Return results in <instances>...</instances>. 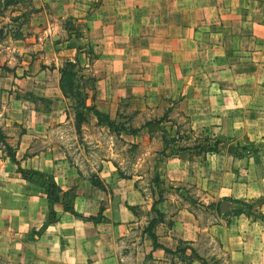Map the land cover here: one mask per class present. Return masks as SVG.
<instances>
[{"label": "crops", "instance_id": "obj_1", "mask_svg": "<svg viewBox=\"0 0 264 264\" xmlns=\"http://www.w3.org/2000/svg\"><path fill=\"white\" fill-rule=\"evenodd\" d=\"M87 1L42 0L54 11L84 16L89 32L96 37H90L92 42L103 51L99 58L109 63L96 82L131 74L124 55L133 50L129 46H135L139 14L147 12L149 30L158 34L154 39L163 45L162 62L150 61L154 66L148 75L164 78V92L201 95L210 122L199 123L203 129L209 123L218 125L213 126L218 137L244 134L251 138L264 130V0H143L146 6L140 0H101L92 9ZM17 41L0 37V127L17 159H11L0 146V244L5 243L7 250L17 252L28 264H187L175 250L181 242L200 243L203 231L197 213L188 206L187 193L172 186L168 195L159 186L145 192L137 186V178L122 175L104 159L96 173L83 174L60 144L49 140L52 114L64 97L59 70L34 66L29 72L27 65H17L20 61L11 52ZM111 53H115L114 59ZM12 64L14 68H8ZM15 88L46 99L48 106L44 109L16 96ZM241 93L243 100L237 99ZM230 107L234 112L225 111ZM239 110L242 121L236 116ZM187 114L193 129L194 116ZM55 119L59 126L61 119ZM12 123L19 126L17 132L12 131ZM192 150L166 156L160 179L165 176L167 181L193 186L211 202L264 196V151L243 160L224 151L201 158L189 153ZM184 153L189 157L181 155ZM19 163L52 175L62 189L60 200L53 203L55 216L48 221L46 192L38 183H33L39 187L37 191L29 190L31 181L18 171ZM69 189L75 213L63 207V192ZM159 193L162 198L154 209ZM198 201L209 203L204 195ZM137 207L145 208V214H138ZM156 210L161 218L152 230L161 246L155 247L146 226L157 217ZM212 211L217 220L204 231L224 254L217 264H264L263 223L245 212L223 216ZM261 212L264 215V200ZM33 230L38 232L30 234ZM192 254L186 247L183 255ZM198 258L203 264L204 258Z\"/></svg>", "mask_w": 264, "mask_h": 264}, {"label": "rangeland", "instance_id": "obj_2", "mask_svg": "<svg viewBox=\"0 0 264 264\" xmlns=\"http://www.w3.org/2000/svg\"><path fill=\"white\" fill-rule=\"evenodd\" d=\"M99 1L101 0H88V5L91 7L89 9L96 6ZM147 2L149 3V0ZM157 3H159V0H157ZM140 4L144 6L146 3L140 0ZM76 14L54 11L51 5L42 2V0H0V37L12 40L18 39V43L11 45L12 55H15L17 61H20L17 65L20 67L27 65L26 70L31 72L35 70V67L38 69L58 68V70L59 68H66L64 62L67 59L76 62L75 67L68 68L74 71L72 88H68L69 81L63 80L66 95L64 94L62 102L55 108L56 112L52 114L51 123H53L49 124L48 130L49 140L60 144L65 150V155L86 176L96 173L100 160L104 159L116 166L122 175H133L137 178V186L140 189L145 188V192H149L150 189L158 190L155 187L159 186L166 189V195H168L170 186L181 188L187 193L188 206L197 213L203 231L201 232L200 243L198 242L192 246L189 243L181 242L178 246H192L195 252L206 260L207 264H217V262L223 261L224 254L220 253L215 242L204 231L207 225L217 220L214 211H212V208L215 209L214 205L217 200L211 202L210 197L203 194L199 189L183 184L181 181H167L165 176L160 179V174L164 175L163 160L166 159V156L172 155L170 148L167 151L168 155L164 156L160 153L164 145L162 134L165 133L166 138L169 139V147L177 145L194 147L196 144H204L203 137L205 136L209 138L208 142L211 144L215 142L214 139H217V151L230 152L234 157L245 160V157L250 158L260 155L262 152L259 153V150L264 151V130L256 135H251V138L249 135L244 134L236 137L229 136L226 138L221 137V135L218 137L217 129L213 128V126L218 125L209 123V127L205 126L207 128L203 129L199 123L202 121L210 122L207 121V118H209L205 114L207 109H203L205 99H202L201 95L164 92V78L154 73L152 76L148 75L150 68L154 66L153 61L161 64L163 45L154 39L158 34H151L149 30L150 14L147 12L139 14L141 19L135 26L138 32L136 37L140 38L137 37L133 42L135 46H129L133 50L124 55L125 62H127V57L130 64L131 70L128 73L131 74L122 78H117L116 75L114 77L109 76L110 79L105 78L101 83L96 82L101 74L107 71L109 63H107V60L99 58L103 51L99 46H95L99 45L98 43L94 44V41L92 42V39L96 40V37L89 32L84 16ZM152 32L154 31L152 30ZM20 50L22 53H19ZM148 50H155L156 52L151 54L148 53ZM23 53H26V56H21ZM148 55L151 56L147 58ZM111 57L114 59L115 53H111ZM112 62L110 67L114 69L115 61ZM8 68L13 69V64ZM26 70H24V73ZM96 84L99 86L98 91H95L97 89ZM108 85L110 88L112 85L113 88L107 89ZM14 91L16 96L33 100L44 109L49 104L46 99L28 94V92L18 88H15ZM85 93L86 97L84 96ZM239 97L243 100L242 93L237 95V99ZM83 100L86 101V104L95 105L102 112L109 114L115 122L123 124L126 128H138L137 133L131 134L123 130L118 132L113 128H109L105 123H98L95 116L83 108ZM1 103L2 99L0 97V105ZM0 110L3 111V108L0 107ZM82 111L85 113V119H80ZM225 111L234 112V109L230 107L229 110ZM187 113L194 116L193 129ZM239 113L236 116L242 121L243 116L240 110ZM186 115L188 118H186ZM197 117H199V121ZM55 118L61 119L59 126H56ZM149 120L152 123L146 124ZM158 120L162 121L157 122ZM11 126L12 131L17 132L19 130L18 125L13 124ZM171 138H174V140H171ZM0 146L5 150L1 142ZM37 146H39V143L34 148H37ZM189 153L195 154L194 150ZM208 153L212 154L213 152H207L206 154L208 155ZM181 155L189 157L188 153L187 155L185 153ZM262 160L264 161L263 157ZM19 166L30 168L25 165L22 166V163H19ZM29 178L25 179L31 181V184L28 185L30 191L39 189L33 183L41 185V183L48 180L41 177L36 171H33ZM52 192L54 194L56 190L53 188ZM63 193L62 203H71L72 189ZM203 195L209 202L203 204L204 206L199 204L198 201V197ZM263 200L264 196L260 199L248 200L252 204L253 210L245 209V213L253 219L260 220L264 225V218H254V215L258 214V210L261 211ZM221 202H226L228 207L233 205L227 199ZM50 207L48 203L47 221L55 216L54 207L53 212H50ZM136 212L143 215L146 210L137 207ZM37 232L33 230L30 234ZM178 251L176 250L177 254L180 257L182 256L187 264L202 263L195 255L185 256L180 249ZM0 255L12 263L28 264L19 258L17 252L7 250V245L2 244V242L0 244Z\"/></svg>", "mask_w": 264, "mask_h": 264}, {"label": "trees", "instance_id": "obj_3", "mask_svg": "<svg viewBox=\"0 0 264 264\" xmlns=\"http://www.w3.org/2000/svg\"><path fill=\"white\" fill-rule=\"evenodd\" d=\"M64 65L68 69L69 67H71V68L75 67L76 62L67 59L64 62ZM66 68H62V69L59 68V71H60V87L63 91V94H65V95H66V91H65V86L63 85V80L66 79L67 81H69L68 88L69 87L72 88V82H73L72 75L74 73V71H72L71 69L65 70ZM84 96L86 97V93L84 94ZM82 105H83V108L85 110L90 111L95 116L98 123H105L109 128H113L114 130H116L118 132L123 130L124 132L135 134L138 131V128H126L123 124H119V123L115 122V120L112 119L109 114L102 112L95 105L86 104L85 100L82 101ZM186 118H188L187 115H186ZM80 119H85V113L83 111L81 112ZM161 121L162 120H158L157 122H161ZM150 123H152L151 120L146 122V124H150ZM77 127H79V126H77ZM5 137L6 136L0 127V142L5 147V152L7 153V155H9L11 157V159H13L14 161H17V159L15 157L14 147L7 143ZM171 140H174V138H171ZM203 140L205 141L204 144H196V146H194V147L177 145V146H173V147H175V148H173L172 146L169 147L170 141H169V139L166 138L165 133H163L162 134V141H163L164 145H163V148L160 150V153L164 156L168 155L166 152V150L168 148L171 149L170 152L173 155L180 153L182 151H185L187 149H193L195 154L201 155V156H205V154L207 152L217 151V143H218L217 139H214L215 142L212 144L210 142H208L209 138L207 136L203 137ZM18 171L22 174V176L24 178H27V179H30L29 175H31V173L33 171H36L37 173H39V175H41V177L48 179L45 183H41V186L44 187L47 198L49 200V205L51 206L50 212H53V206L52 205L54 202L60 200V192L62 191V189L59 187V185L55 182L53 176L50 174H46V173H43L41 171L35 170V169L32 170L31 168H22L20 166L18 167ZM92 180L94 181V177L92 178ZM53 188L56 190V192L54 194L52 192ZM161 198H162V194L159 193L158 199L153 202V205H152L153 208H154V204L158 200H160ZM224 199L231 201L233 203V205H232V207L231 206L228 207V204L225 202L223 204V206L221 207L220 206L221 200L217 201L215 203L214 207H215V209L219 215L228 216V215H234V214H239V213L245 212V209L253 210L252 204L246 199L231 198V197H229V198L224 197ZM199 204L203 205V203H201V202H199ZM63 205H64L63 207L66 210L70 211L71 213H75V210H74L73 205L71 203L63 202ZM206 206H210V205H206ZM156 212H157V217L151 218L149 220L147 226H146V231L149 233V235L153 239V245L155 247L161 246V244L157 242L155 233L152 230L153 225H154L155 221L157 220V218H161V213L158 210H156ZM248 213H250V212H248ZM254 218L263 219L264 216H263L262 212L258 210V214L254 215ZM211 223H213V221ZM187 247H189L191 249V252L193 254H195L197 257H200L199 254H197L195 252V250L192 246H187ZM179 249L184 253L186 247L176 248L177 251ZM165 250L168 252L174 251V250H171L169 248H165ZM0 264H20V263H12L0 255ZM203 264H207L206 260H204V259H203Z\"/></svg>", "mask_w": 264, "mask_h": 264}, {"label": "water", "instance_id": "obj_4", "mask_svg": "<svg viewBox=\"0 0 264 264\" xmlns=\"http://www.w3.org/2000/svg\"><path fill=\"white\" fill-rule=\"evenodd\" d=\"M223 204H224V203H223V202H221L220 206L222 207V206H223Z\"/></svg>", "mask_w": 264, "mask_h": 264}]
</instances>
